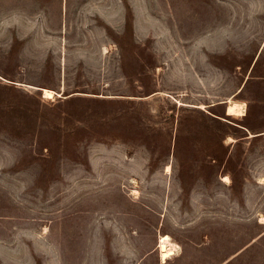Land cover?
Returning <instances> with one entry per match:
<instances>
[{
	"label": "rangeland",
	"instance_id": "1",
	"mask_svg": "<svg viewBox=\"0 0 264 264\" xmlns=\"http://www.w3.org/2000/svg\"><path fill=\"white\" fill-rule=\"evenodd\" d=\"M0 264H264V0H0Z\"/></svg>",
	"mask_w": 264,
	"mask_h": 264
},
{
	"label": "trees",
	"instance_id": "2",
	"mask_svg": "<svg viewBox=\"0 0 264 264\" xmlns=\"http://www.w3.org/2000/svg\"><path fill=\"white\" fill-rule=\"evenodd\" d=\"M117 44L121 51V57L124 61L126 47H122V45L119 42H117ZM256 64H257V60L255 61L252 69H254ZM64 96L65 98H62V99L58 98L57 99L58 102L54 106H52L53 108H51L52 109L51 111L53 114H57L58 116H64L62 117L60 121L61 122L60 125H57L50 115L45 114L44 117L47 118V120L49 121V127L51 126H54L56 128L58 127L57 129L64 127L65 128L64 130L68 135H72V134L74 135V133L78 134L77 129L80 128V126L75 124V122L79 120L80 117H83V118L85 117L84 121H86L89 124L91 122H96V123H100V126H102L103 123L107 124L106 121L108 120L107 115H106V110H105L106 106L114 105L116 103L123 104V101L120 99L113 100V98H107V97H104V98L103 97H80V96L76 97L73 95H70V96L64 95ZM129 103H131V101H129ZM97 108H104V111L99 112L96 110ZM86 109H92V111L87 113ZM26 112L27 111L25 110L23 115H25ZM248 113H250V110H248L247 113L244 115L245 118L247 117ZM25 118L31 124L36 122L34 111H30V113H28V115ZM110 133L113 134V131H111ZM119 133H122V132H117V134ZM117 134H113V135L116 137L118 136ZM53 144L54 143H52L51 141L50 143H46L44 147L49 149L50 152H53L54 151Z\"/></svg>",
	"mask_w": 264,
	"mask_h": 264
},
{
	"label": "bare ground",
	"instance_id": "3",
	"mask_svg": "<svg viewBox=\"0 0 264 264\" xmlns=\"http://www.w3.org/2000/svg\"><path fill=\"white\" fill-rule=\"evenodd\" d=\"M43 91L45 95H50L52 93V91L48 89H44ZM230 104L232 103L230 102ZM225 179L227 178L225 177ZM175 247L176 245L171 242L169 235L163 234L159 237L157 249L161 263H165L167 259L173 255L176 250Z\"/></svg>",
	"mask_w": 264,
	"mask_h": 264
}]
</instances>
